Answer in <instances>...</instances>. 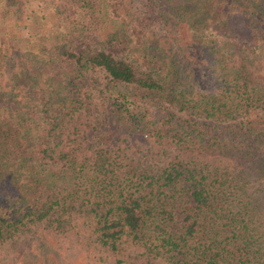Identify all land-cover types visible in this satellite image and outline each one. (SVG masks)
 <instances>
[{
  "label": "trees",
  "instance_id": "trees-1",
  "mask_svg": "<svg viewBox=\"0 0 264 264\" xmlns=\"http://www.w3.org/2000/svg\"><path fill=\"white\" fill-rule=\"evenodd\" d=\"M51 3L67 31L0 46V252L85 218L114 253L264 264V0ZM37 240L0 264H67Z\"/></svg>",
  "mask_w": 264,
  "mask_h": 264
},
{
  "label": "rangeland",
  "instance_id": "rangeland-1",
  "mask_svg": "<svg viewBox=\"0 0 264 264\" xmlns=\"http://www.w3.org/2000/svg\"><path fill=\"white\" fill-rule=\"evenodd\" d=\"M3 1H0V46L3 42V37L7 40L6 33H12L16 36L11 40L14 41L17 47L28 44L27 47L33 45V41H27V38L36 40L41 35H58L67 31L66 22L61 21L62 25L57 24V20L51 18L50 11H53L55 16L56 4L51 3V0L44 2L43 0H18V4L13 8L8 9V13L4 16L2 7L5 6ZM11 10V11H10ZM0 12V13H1ZM54 17V16H53ZM38 46L40 42L38 40ZM37 47V45H36ZM94 79L98 84H106L108 79L103 71L97 70L94 73ZM125 89V87H123ZM137 141V140H136ZM136 141L125 142L124 146L134 150L142 151V148H147L145 142L136 144ZM179 151L174 147H162L157 154L164 157H172L178 154ZM139 155V152H137ZM184 155V153H182ZM185 156H189L188 154ZM220 158L211 157L209 161H217ZM35 238L21 237L18 241L6 243L2 247V255L14 257L21 253L22 250L32 248L34 244H38L37 239H53L56 245L63 252L64 260L68 264H159L158 260H150L143 254L144 250L138 246L129 243L124 244V251L114 253L108 249L101 247L95 239L96 235L93 233L92 222L85 219H76L70 227L62 232H53V229L47 228L45 231L33 235ZM31 237V236H30Z\"/></svg>",
  "mask_w": 264,
  "mask_h": 264
}]
</instances>
